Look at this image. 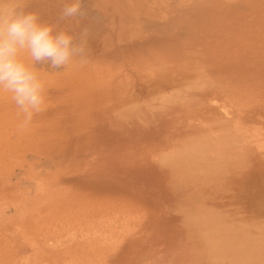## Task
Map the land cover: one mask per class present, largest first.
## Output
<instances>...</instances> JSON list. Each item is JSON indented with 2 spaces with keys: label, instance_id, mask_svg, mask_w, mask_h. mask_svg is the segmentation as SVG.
Masks as SVG:
<instances>
[{
  "label": "bare ground",
  "instance_id": "bare-ground-1",
  "mask_svg": "<svg viewBox=\"0 0 264 264\" xmlns=\"http://www.w3.org/2000/svg\"><path fill=\"white\" fill-rule=\"evenodd\" d=\"M14 2L49 22L61 7ZM85 7L88 62L36 66L46 103L28 128L0 90V223L52 264H142L165 229L155 181L181 178L177 200L188 203L207 179L191 178L187 159L198 166L221 125L264 122V0Z\"/></svg>",
  "mask_w": 264,
  "mask_h": 264
},
{
  "label": "rangeland",
  "instance_id": "rangeland-1",
  "mask_svg": "<svg viewBox=\"0 0 264 264\" xmlns=\"http://www.w3.org/2000/svg\"><path fill=\"white\" fill-rule=\"evenodd\" d=\"M242 125H221L214 145L204 141L198 166L190 167L188 159L183 164L194 180L207 179L188 203L177 200L181 178L169 174L155 181L164 206L159 226L165 229L142 264H264V122L255 117ZM1 218L0 264H52L34 255L24 234L6 232L14 222Z\"/></svg>",
  "mask_w": 264,
  "mask_h": 264
},
{
  "label": "clouds",
  "instance_id": "clouds-1",
  "mask_svg": "<svg viewBox=\"0 0 264 264\" xmlns=\"http://www.w3.org/2000/svg\"><path fill=\"white\" fill-rule=\"evenodd\" d=\"M60 3L55 22L14 0L0 3V90L11 94L22 114L19 130L28 128L46 103L37 65L60 71L76 61L88 62L92 25L84 23L89 18L85 0Z\"/></svg>",
  "mask_w": 264,
  "mask_h": 264
}]
</instances>
